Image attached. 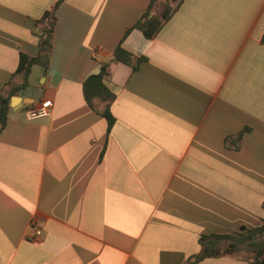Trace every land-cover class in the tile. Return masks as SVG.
Returning a JSON list of instances; mask_svg holds the SVG:
<instances>
[{"label": "crops", "instance_id": "crops-1", "mask_svg": "<svg viewBox=\"0 0 264 264\" xmlns=\"http://www.w3.org/2000/svg\"><path fill=\"white\" fill-rule=\"evenodd\" d=\"M55 1L0 0V94ZM148 3L58 6L48 67L31 68L0 131V264H188L201 235L264 221V0H182L154 37L123 40L145 58L132 71L112 52ZM104 62L109 133L81 89ZM44 100L50 114L27 121Z\"/></svg>", "mask_w": 264, "mask_h": 264}, {"label": "trees", "instance_id": "trees-1", "mask_svg": "<svg viewBox=\"0 0 264 264\" xmlns=\"http://www.w3.org/2000/svg\"><path fill=\"white\" fill-rule=\"evenodd\" d=\"M63 0H56L52 6L45 10L42 15L34 21L37 29V52L35 56L27 57L20 55L16 71L12 74L8 83V90L0 94V131L4 128L9 109L10 97L15 95L20 89L28 86V77L33 66H40L46 69L49 64L52 47V37L56 22V11ZM162 3L158 14L153 11L154 6ZM182 0H149L146 10L142 15L124 32L119 43L112 52V61L129 66L132 71H136L138 65L144 57H135L122 47L123 40L132 30H138L145 39H151L161 29L162 25L169 20L173 12L181 5ZM264 44V32L261 36ZM109 63L100 64L99 70L95 74L88 75L82 82V96L86 104L94 109L95 103L102 105L101 115L106 119V131L110 132L114 124V118L110 112V104L114 100V93L104 84V79L108 74ZM248 131L242 129L233 138L228 137L225 142H233L235 148L239 145L240 137ZM199 251L193 260L188 264L198 261L218 258L226 255H237L244 252L249 256L243 258L248 264H264V221L253 228H241L229 234H207L201 235L198 239Z\"/></svg>", "mask_w": 264, "mask_h": 264}, {"label": "built area", "instance_id": "built-area-1", "mask_svg": "<svg viewBox=\"0 0 264 264\" xmlns=\"http://www.w3.org/2000/svg\"><path fill=\"white\" fill-rule=\"evenodd\" d=\"M52 103L50 100H44L35 107H27L23 110L24 117L27 121H35L50 114ZM32 232L26 235L27 240L36 241L41 235V223H32L30 226Z\"/></svg>", "mask_w": 264, "mask_h": 264}, {"label": "rangeland", "instance_id": "rangeland-1", "mask_svg": "<svg viewBox=\"0 0 264 264\" xmlns=\"http://www.w3.org/2000/svg\"><path fill=\"white\" fill-rule=\"evenodd\" d=\"M33 79L36 81L37 77H35V75H34V78ZM237 254H238V256L243 257V258H246V257L249 256L248 254H245L244 252L237 253Z\"/></svg>", "mask_w": 264, "mask_h": 264}, {"label": "water", "instance_id": "water-1", "mask_svg": "<svg viewBox=\"0 0 264 264\" xmlns=\"http://www.w3.org/2000/svg\"><path fill=\"white\" fill-rule=\"evenodd\" d=\"M19 100V98L18 97H11L10 98V105H12L14 102H17Z\"/></svg>", "mask_w": 264, "mask_h": 264}]
</instances>
